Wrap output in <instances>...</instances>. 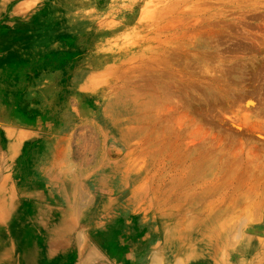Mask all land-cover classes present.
<instances>
[{"label":"rangeland","instance_id":"1","mask_svg":"<svg viewBox=\"0 0 264 264\" xmlns=\"http://www.w3.org/2000/svg\"><path fill=\"white\" fill-rule=\"evenodd\" d=\"M5 258L264 264V0H0Z\"/></svg>","mask_w":264,"mask_h":264},{"label":"bare ground","instance_id":"2","mask_svg":"<svg viewBox=\"0 0 264 264\" xmlns=\"http://www.w3.org/2000/svg\"><path fill=\"white\" fill-rule=\"evenodd\" d=\"M65 159H66V158H65ZM46 169H47V168H46ZM46 169H45V170H46ZM51 173H52V172H51ZM60 178H61V177H60ZM74 202H75V201H74ZM54 218H56V217H54ZM14 219H15V218H14ZM15 220H16V219H15ZM15 220H14V221H15ZM55 220H56V219H55ZM57 220H58V219H57ZM14 225H15V224H14ZM15 226H16V225H15ZM17 227H18V226H17ZM13 228H14V227H13ZM20 233H21V232H20ZM20 235H21V234H20ZM72 235H73V234H72ZM80 236H81V235H80ZM17 237H18V236H17ZM71 238H72V237H71ZM80 238H81V237H80ZM17 240H18V239H17ZM19 240H20V239H19ZM18 242H19V241H18ZM18 242H17V243H18ZM45 244H47V243H45ZM18 245H19V244H18ZM45 246H46V245H45ZM18 247H19V246H18ZM46 247H48V246H46ZM34 248H35V247H34ZM68 248H69V247H68ZM72 248H73V247H72ZM72 248H71V249H72ZM19 250H20V249H19ZM43 251H44V250H43ZM65 251H66V250H65ZM15 252H16V251H15ZM36 252H37V251H36ZM36 252H35V253H36ZM38 252H39V251H38ZM13 253H14V252H13ZM80 254H81V253H80ZM228 254H229V253H228ZM11 255H12V254H11ZM24 255H25V254H23V256H24ZM37 255H38V254H37ZM42 255H43V253H42ZM61 255H62V253H61ZM63 255H64V253H63ZM15 257H16V256H15ZM44 257H45V256H44ZM63 257H64V256H63ZM11 258H12V257H11ZM22 258H24V257H22ZM26 258H29V257H26ZM32 258H33V255H32ZM32 258H30V262L32 261V260H31ZM37 258H38V257H37ZM37 258H34V259L38 260ZM53 258H55V255H54V254H53L52 256L48 257L46 260H45V259H44V260H45V261H52ZM61 259H62V258H61ZM23 260L25 261L26 259H23ZM154 260H155V258H154ZM28 261H29V260H28ZM28 261H27V262H28ZM45 261H44V262H45ZM58 261H59V260H58ZM13 262H14V261H13ZM35 262H36V261H35ZM42 262H43V261H42ZM73 262H75V261H73ZM54 263L57 264L56 262H54ZM2 264H11V260L5 258L4 261L2 262ZM24 264H25V263H24ZM35 264H36V263H35ZM46 264H47V263H46ZM51 264H52V263H51ZM152 264H155V262L153 261ZM160 264H161V263H160Z\"/></svg>","mask_w":264,"mask_h":264}]
</instances>
